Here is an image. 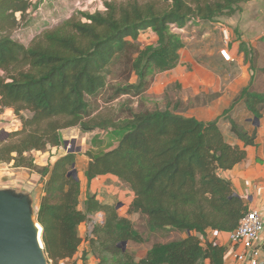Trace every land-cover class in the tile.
I'll return each mask as SVG.
<instances>
[{
    "label": "trees",
    "instance_id": "obj_1",
    "mask_svg": "<svg viewBox=\"0 0 264 264\" xmlns=\"http://www.w3.org/2000/svg\"><path fill=\"white\" fill-rule=\"evenodd\" d=\"M162 1H105V11L83 13L84 21L68 23L70 32L49 31L26 46L11 32L26 20L32 0H0V113L12 108L22 122V129L0 134V163L14 162L47 177L37 220L51 264H77L72 259L84 240L81 226L99 211L105 220L90 241L100 264H225L227 247L204 237L209 230H234L249 209L221 171L245 160L246 147L257 144L256 127L246 130L231 118L232 131L244 143L240 146L226 139L218 119L203 122L170 108L129 109V117L117 124L90 117L91 100L106 89L109 68L119 56L139 52L131 68L141 81L117 87L112 98L140 96L153 68L165 72L180 63L184 42L173 25L213 24L250 0ZM148 29L158 35V46L140 50L135 41ZM237 100L244 101L253 119H261L264 92L252 89V82ZM74 126L99 130L92 141L96 149L86 153L88 182L100 175L119 178L134 193L129 213H140L152 230H177L181 238L155 242L138 258L124 243L144 239L115 205L94 193L81 208V181L69 174L74 153L42 168L27 154L63 145L62 130ZM101 133L111 147L100 146ZM261 247L264 252V240ZM87 260L89 253H84L83 264Z\"/></svg>",
    "mask_w": 264,
    "mask_h": 264
},
{
    "label": "rangeland",
    "instance_id": "obj_2",
    "mask_svg": "<svg viewBox=\"0 0 264 264\" xmlns=\"http://www.w3.org/2000/svg\"><path fill=\"white\" fill-rule=\"evenodd\" d=\"M105 1L110 0H36L27 14L26 20L13 29L11 34L14 39L29 46L38 37L49 31L70 32L71 28L68 23L84 21L83 13L93 14L105 11ZM157 1L164 5L162 0ZM235 7L236 11L233 15L223 16L214 21L213 24L193 20L184 28L173 25L172 31L179 33L184 42V46L179 51L180 62L182 61L184 65L187 64V68H190L191 65H197V63H212L216 55L217 57L221 55L220 50L225 45L223 30L227 29L230 35L228 45L231 51L232 49L236 51L235 54L233 53L236 60L229 62L230 65L225 72L232 75L229 76L232 78L233 73L240 71V66L246 67L251 76L252 89L264 92V0L244 1L238 3ZM158 41L159 37L156 32L148 29L140 34L135 43L138 44L140 50H145L149 47H157ZM218 50L220 54H218ZM135 51L131 52L133 56H130V53L119 56L110 66L106 89L97 99L91 100L92 114L90 117L96 118L97 121L105 119L117 124L129 117V109L137 111L141 109L164 110L170 108L183 112L184 104L180 84L177 82L166 86L165 83L168 80L165 74L166 71L161 72L155 68H153L150 76L146 78V89L143 94L140 96L122 95L115 99L112 98L117 87L138 84L141 81L139 73L132 71L131 68L132 60L139 57V52ZM221 57L225 60L222 55ZM156 84L158 87L162 86L164 88H161L163 91L160 94H157L156 91H150L151 87H156ZM227 122V119L224 118V121L220 124L221 127H227ZM20 129H22V122L15 114L14 109H4L0 113V134L4 136L6 132ZM98 132V129L94 132H83L79 126L68 127L62 130L63 145L58 147L49 145L45 151H32L27 154L31 155L35 164L42 168L53 165L57 159L70 153L69 150L74 149L75 167L79 171V168L89 161L87 151L96 149L93 147L92 141ZM98 136L101 147H111L107 146L109 141L105 134L101 133ZM11 163L12 165H10ZM0 164L3 167L11 168L13 172L25 173H18L16 176L12 174L13 179L10 181L7 177H4L0 181V188H14L30 192L34 197L35 208L39 210L41 194L38 187L43 183L44 176L37 169L15 167L14 162ZM96 184L95 191L98 199L105 204L115 205L119 215L130 219L134 228L143 237L144 242L129 241L125 245V248L138 258L144 255L155 242H166L183 236L181 232L169 228L152 230L146 218L140 213H129V204L134 198V193L119 178L107 175L102 180H98ZM2 185L6 187H1ZM92 191L94 190L88 191L87 197L92 194ZM80 202L82 203V201ZM83 207L85 209V203H83ZM104 220L105 212L90 213L80 229L84 239L82 243L83 255L88 253L86 249L89 248L94 264H100L101 258L98 254L92 252L90 239L95 227ZM204 238L207 239V235ZM81 258L82 262L80 264H83V256ZM75 261L77 263V260ZM90 263L89 257L87 264Z\"/></svg>",
    "mask_w": 264,
    "mask_h": 264
},
{
    "label": "crops",
    "instance_id": "obj_3",
    "mask_svg": "<svg viewBox=\"0 0 264 264\" xmlns=\"http://www.w3.org/2000/svg\"><path fill=\"white\" fill-rule=\"evenodd\" d=\"M232 52L236 53L234 49ZM218 54H220L219 50ZM229 65V62H226L221 55L220 57L216 55L210 64L197 63V65L189 66L190 68H187V64L184 65L181 61L175 68L166 71L168 80L165 84L167 86L178 82L182 88L184 110L182 113L176 109L172 110L185 116L195 117L203 122L218 119L226 139L233 145L243 146L244 143L232 131L231 118L237 120L246 130L253 131L255 127L257 128V144L246 147L247 157L245 160L238 163L233 169L221 171V175L232 181L235 192L246 201L250 209H258L264 216V110L259 120V126H256L254 124L255 119L247 110L244 101L237 100L241 91L251 82V76L246 67L240 66V71L233 73V77L230 78L229 76L232 75L225 72ZM155 86L151 87V92L156 91L157 94H160L164 89L162 86L158 87L157 84ZM161 88L163 89L161 90ZM224 118L228 121L227 127L220 125ZM88 163L89 161L78 171V177L81 181L80 200L82 201V208H84L83 203L87 199L88 191L94 190L92 194L96 193V182L107 176L100 175L89 183L85 176ZM18 173L23 174L24 172H13L11 168L3 167L0 164V181L4 177L10 181L13 179L12 174L16 176ZM43 180V183L38 187L40 194L47 177H44ZM1 187L6 186L2 185ZM207 238L226 246L227 250L230 247L228 232L209 230ZM82 250L81 245L79 252L72 261L77 260L78 264L82 262L81 257L84 252ZM86 252L90 254V264H94L89 248L86 249ZM231 254V251L225 254V264H239L232 258ZM261 257L264 259V252H262Z\"/></svg>",
    "mask_w": 264,
    "mask_h": 264
},
{
    "label": "water",
    "instance_id": "obj_4",
    "mask_svg": "<svg viewBox=\"0 0 264 264\" xmlns=\"http://www.w3.org/2000/svg\"><path fill=\"white\" fill-rule=\"evenodd\" d=\"M254 124L259 126V119ZM69 174L78 178L75 164ZM34 203L28 191L0 188V264H51Z\"/></svg>",
    "mask_w": 264,
    "mask_h": 264
},
{
    "label": "built area",
    "instance_id": "obj_5",
    "mask_svg": "<svg viewBox=\"0 0 264 264\" xmlns=\"http://www.w3.org/2000/svg\"><path fill=\"white\" fill-rule=\"evenodd\" d=\"M36 0H32L34 5ZM224 46L221 48V55L226 62L236 60L231 51L228 42L230 35L227 29H224ZM230 247L226 251H231L232 258L239 264H264L261 254L262 242L264 240V216L258 209H248L240 219L238 226L228 232ZM69 260H62L60 264H69Z\"/></svg>",
    "mask_w": 264,
    "mask_h": 264
}]
</instances>
